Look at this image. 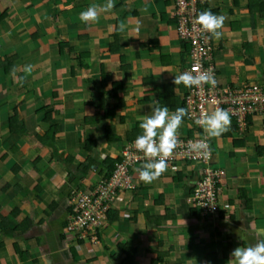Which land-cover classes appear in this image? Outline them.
Returning a JSON list of instances; mask_svg holds the SVG:
<instances>
[{"label": "crops", "instance_id": "obj_1", "mask_svg": "<svg viewBox=\"0 0 264 264\" xmlns=\"http://www.w3.org/2000/svg\"><path fill=\"white\" fill-rule=\"evenodd\" d=\"M263 2L201 6L225 17L221 38L213 37L222 87L264 86ZM105 3L0 0V224L12 231L0 228V264H123L124 248L133 249L132 264H234L236 247L264 238L257 235L264 229V112L245 131L231 119L230 130L210 140L227 172L218 216L205 219L192 208L195 167L168 169L150 184L135 168L134 190L109 211L97 243L66 231L71 192L103 178L100 163L119 158L142 134L151 105L186 92L173 83L189 55L174 0H114L97 22L80 21V12ZM14 117L22 134L11 131ZM106 126L118 142L106 140ZM178 134H194L189 120Z\"/></svg>", "mask_w": 264, "mask_h": 264}, {"label": "built area", "instance_id": "obj_2", "mask_svg": "<svg viewBox=\"0 0 264 264\" xmlns=\"http://www.w3.org/2000/svg\"><path fill=\"white\" fill-rule=\"evenodd\" d=\"M204 0H174V17L176 18V30L178 37L189 47L188 65L185 71L196 68L198 71L211 69L216 78V66L214 64V44L211 33L204 31L195 24L196 17L202 10ZM184 71V72H185ZM195 74V72L193 73ZM186 108L193 119L188 120L194 130L193 135L179 137L184 146L178 147L173 157L168 161V169L175 173L184 167H195L197 180L194 192L190 196L192 208L200 215L208 219L218 216L221 211L220 198L227 172L217 165L214 148L212 158L205 162L194 158V154L187 149L188 141H195L197 133L203 139V129L195 124V117H199L201 111H213L221 107L230 112L231 119L241 131L249 128V121L258 113L264 112V86L258 84H244L215 87L210 84L202 88H186L184 94ZM120 161L115 164L114 172L109 179L104 177L95 185L85 186L71 192L68 200L69 213L66 231L75 239L86 238L93 243L98 241V233L103 223L107 221L108 212L115 205L125 202V194L134 190L133 171L145 163L142 152L134 147V141L128 142L122 148ZM228 206H225L226 209Z\"/></svg>", "mask_w": 264, "mask_h": 264}, {"label": "clouds", "instance_id": "obj_3", "mask_svg": "<svg viewBox=\"0 0 264 264\" xmlns=\"http://www.w3.org/2000/svg\"><path fill=\"white\" fill-rule=\"evenodd\" d=\"M114 0H107L103 5H90L86 10L80 12L79 19L83 23L97 22L100 14L110 12L114 8ZM225 23L223 15H216L211 10H204L198 13L195 24L204 31L211 33L212 37L219 40L222 36V29ZM126 24L121 22L118 31L123 32ZM32 65H26L24 72L31 74ZM170 72V70H165ZM195 72V74H193ZM13 78H16V69H13ZM25 77H21V81ZM173 83L176 86L183 84L186 88H202L205 84L215 87L217 80L211 69L198 71L193 68L175 74ZM176 90V89H175ZM185 117L193 119L189 110L185 107H178L170 112L169 108L159 104L151 105V115L145 116L139 123L142 134L138 135L134 141V147L138 152H142L145 163L141 168L136 169L139 180L150 184L157 180L168 170V161L173 157L178 147L184 146L179 138V129ZM195 124L203 129L204 137L195 141L187 142V149L194 154V158L202 159L205 162L212 158V149L209 141L218 138L228 132L231 127L230 112L221 107H216L213 111H201L199 117H195ZM103 159V156H101ZM176 171L175 168L172 169ZM257 235L264 237V229H258ZM234 264H264V238L259 239L255 244L248 247H236L230 253Z\"/></svg>", "mask_w": 264, "mask_h": 264}, {"label": "trees", "instance_id": "obj_4", "mask_svg": "<svg viewBox=\"0 0 264 264\" xmlns=\"http://www.w3.org/2000/svg\"><path fill=\"white\" fill-rule=\"evenodd\" d=\"M257 9L259 10L261 16L264 17V2L262 3V5L258 4V8ZM165 89L167 90L168 87H165ZM101 97L102 96L100 95V98ZM162 105L163 106L166 105L169 108V110H171V111H175V109L178 108V107H185L186 108V104H185V100L184 99L183 100L169 99V97L167 95H165V99L162 102ZM116 108L119 109L120 107L117 106ZM17 118L18 117H14V118L11 119V131H15V132H18V133L22 134L23 133L22 130L18 127V121H17L18 119ZM187 120H188V117H185L184 121H187ZM104 132H105L106 140L111 141V142H118L119 141L120 138L118 136H116V134L114 132V129L112 127L106 126L104 128ZM119 161H120V158H117V159L106 158L100 163V166L102 167V169L104 171V176L103 177L105 179H109L111 177V175H112V173L114 172V169H115V164L117 162H119ZM84 168H85L84 171L86 172L88 170V168H90V164L86 165V166L84 165ZM194 211H197V210L194 209ZM0 228L3 230V232L5 233L6 236L12 235V231L9 228L8 225L0 224ZM124 250L127 253V258L125 260L126 262H124L123 264H132L133 254H134L133 249L124 248Z\"/></svg>", "mask_w": 264, "mask_h": 264}, {"label": "rangeland", "instance_id": "obj_5", "mask_svg": "<svg viewBox=\"0 0 264 264\" xmlns=\"http://www.w3.org/2000/svg\"><path fill=\"white\" fill-rule=\"evenodd\" d=\"M83 188V187H82Z\"/></svg>", "mask_w": 264, "mask_h": 264}]
</instances>
